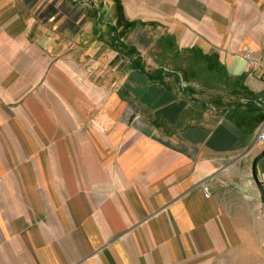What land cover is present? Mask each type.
Returning a JSON list of instances; mask_svg holds the SVG:
<instances>
[{"label": "crops", "instance_id": "0c3cea01", "mask_svg": "<svg viewBox=\"0 0 264 264\" xmlns=\"http://www.w3.org/2000/svg\"><path fill=\"white\" fill-rule=\"evenodd\" d=\"M151 4L155 19L136 27L151 30L119 37L135 52L90 67L62 58L41 76L71 108V132L57 119V184L42 181L46 137L29 154L40 182H0V264H254L262 252L264 0ZM46 18H29L26 34L58 43L46 34L57 17ZM88 24L85 36L104 42L103 24Z\"/></svg>", "mask_w": 264, "mask_h": 264}, {"label": "rangeland", "instance_id": "374dc122", "mask_svg": "<svg viewBox=\"0 0 264 264\" xmlns=\"http://www.w3.org/2000/svg\"><path fill=\"white\" fill-rule=\"evenodd\" d=\"M0 5L6 8L0 12V182L22 184L24 177L26 182H40L39 163L36 158L29 157V154L32 147L35 148L33 153H38L39 147L45 145L43 138L46 137L49 139V146L45 147L49 153L47 168H52L53 171L44 172L42 181L45 184H57V119L59 122L66 121L68 131L71 132L72 110L57 106L61 103L56 102L52 86L45 85L46 78L41 76L56 60L62 58L67 59L70 64L80 58V67H90L93 60L103 53H119L121 50L135 52L133 48H126L131 45L125 47L119 37H129L133 32H130L131 29L137 30L138 36H145V32L151 30L149 26L136 29L137 26H142L144 20L155 19L151 13V0H148L146 7L149 13L136 11L135 0H0ZM31 17L42 22L46 21V17H57L54 23L50 21L46 24V34L55 33L56 35L52 34L54 39L51 41L55 40L54 36L60 37L58 43H40L38 35H35L36 39H29L26 33L27 22ZM88 21L103 24V44L85 36L90 32L87 28ZM7 154L14 161L15 173L5 163ZM62 176L60 174V179ZM66 181L70 183L71 176ZM82 190V194L86 196L87 192ZM56 193L55 188H49L41 191V196ZM65 193L66 190H59L60 196ZM256 229L262 252L258 253L254 264H264L260 258H264V218L256 221Z\"/></svg>", "mask_w": 264, "mask_h": 264}, {"label": "built area", "instance_id": "2783aa9c", "mask_svg": "<svg viewBox=\"0 0 264 264\" xmlns=\"http://www.w3.org/2000/svg\"><path fill=\"white\" fill-rule=\"evenodd\" d=\"M242 58L244 60H247L249 61L251 64H256V60L254 59V57L252 56V50L247 48L243 53H242ZM263 107V110H264V105H262ZM256 142L257 143H261V144H264V117H263V120L261 122V125L259 126L258 128V131L256 133ZM204 193H205V196L208 198L211 196V192L208 188V186H205L204 187Z\"/></svg>", "mask_w": 264, "mask_h": 264}, {"label": "water", "instance_id": "95a60500", "mask_svg": "<svg viewBox=\"0 0 264 264\" xmlns=\"http://www.w3.org/2000/svg\"><path fill=\"white\" fill-rule=\"evenodd\" d=\"M263 155H264V151L262 152L261 156H263ZM255 163H256V162H255ZM255 163H254V166H253V175H254V177H255V179H256L258 185L261 186V184H260V182H259V180H258V178H257V174H256V170H255ZM261 190H262V192H263V197H264V190H263L262 187H261Z\"/></svg>", "mask_w": 264, "mask_h": 264}]
</instances>
